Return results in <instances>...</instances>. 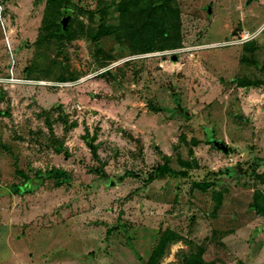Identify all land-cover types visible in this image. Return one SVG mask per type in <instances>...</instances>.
Returning a JSON list of instances; mask_svg holds the SVG:
<instances>
[{"label":"rangeland","instance_id":"374dc122","mask_svg":"<svg viewBox=\"0 0 264 264\" xmlns=\"http://www.w3.org/2000/svg\"><path fill=\"white\" fill-rule=\"evenodd\" d=\"M68 1L41 45L47 0H0V264H264V0H177L140 55L97 40L123 0Z\"/></svg>","mask_w":264,"mask_h":264},{"label":"trees","instance_id":"16d2710c","mask_svg":"<svg viewBox=\"0 0 264 264\" xmlns=\"http://www.w3.org/2000/svg\"><path fill=\"white\" fill-rule=\"evenodd\" d=\"M47 2V12L38 43L43 45L55 41V39L59 43L64 42L61 36L63 30L60 22L69 1L47 0ZM110 7L113 13L115 11L118 14L119 20L114 26H109L108 20L102 19L97 40L113 38L118 43L130 47V53L135 55L164 52L182 47V19L177 0H123L119 4L113 2ZM107 10L108 6L102 9V11ZM70 27L72 28V26ZM70 34L71 31L69 30L66 36ZM242 81L239 83L243 88L259 85L257 82ZM211 133L216 138L213 130L209 132V135ZM207 144L216 149L214 144L209 141V137ZM166 171L164 167H160L157 173L163 175L166 174ZM35 185L36 182L29 181L17 191L21 194H29L40 184ZM254 209L258 214L264 215V194L261 192L256 193ZM178 239L179 236L176 233L166 232L149 264H155L162 259L169 245ZM186 264H206V262L202 260L201 255H197L188 259Z\"/></svg>","mask_w":264,"mask_h":264},{"label":"water","instance_id":"95a60500","mask_svg":"<svg viewBox=\"0 0 264 264\" xmlns=\"http://www.w3.org/2000/svg\"><path fill=\"white\" fill-rule=\"evenodd\" d=\"M257 0H248L249 4H252L253 2H256ZM209 141L212 142L216 148V150L229 155L231 153L230 147L228 146L227 143L218 140L216 138H214V136L212 134L209 135Z\"/></svg>","mask_w":264,"mask_h":264},{"label":"built area","instance_id":"2783aa9c","mask_svg":"<svg viewBox=\"0 0 264 264\" xmlns=\"http://www.w3.org/2000/svg\"><path fill=\"white\" fill-rule=\"evenodd\" d=\"M249 35V34H248ZM248 38H250V36H248ZM247 37H244V40L246 41V39H248ZM79 109H82L80 108V106L78 107Z\"/></svg>","mask_w":264,"mask_h":264}]
</instances>
